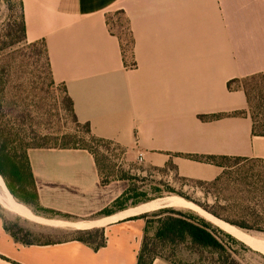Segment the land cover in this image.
<instances>
[{"label": "crops", "instance_id": "obj_1", "mask_svg": "<svg viewBox=\"0 0 264 264\" xmlns=\"http://www.w3.org/2000/svg\"><path fill=\"white\" fill-rule=\"evenodd\" d=\"M21 2L27 40L45 41L53 79L95 136L142 155L145 165L172 162L194 180L212 181L223 167L193 156L264 159L242 82L264 78V0ZM28 155L41 205L76 219L37 216L61 227H102L107 242L97 249L74 238L23 244L0 218V264L138 263L145 220L120 216L129 208L97 216L121 192L103 185L89 149L30 148ZM97 220L106 223L75 226ZM152 264L171 263L157 257Z\"/></svg>", "mask_w": 264, "mask_h": 264}, {"label": "rangeland", "instance_id": "obj_2", "mask_svg": "<svg viewBox=\"0 0 264 264\" xmlns=\"http://www.w3.org/2000/svg\"><path fill=\"white\" fill-rule=\"evenodd\" d=\"M21 14V0H0V42L11 43L16 40ZM119 18L125 49L131 51L132 40L127 23L122 15ZM42 50L41 44H13L1 56L4 60L0 62V130L12 129L13 138L27 137L32 146L88 147L96 157L101 182L105 180L103 185L113 183L116 193L121 192L119 196L130 188L137 190V198H148L150 201L171 195L182 197V194L191 200L182 198L205 212L207 211L199 204L212 205L217 200L223 202L241 197L240 190L243 185L236 183L243 181L246 175L250 181L264 184V161L239 162L236 158L220 159V162L232 168L228 169L230 173L226 181L213 185L179 176L171 165H145L142 155L129 154L107 139L90 138L86 134L85 124L75 121L64 86L52 80ZM243 83L250 91V111L256 116L258 123L263 124L264 99L260 81L247 79ZM132 201L131 198L126 202L129 204L128 208L135 207L131 205ZM0 205L3 207V217L0 218L6 220L10 226L29 231L31 234L28 238L33 241H61L78 236L77 229L39 223L6 209L1 202ZM192 209L204 216L201 211ZM155 228L156 225L151 224L148 234L152 238V246L157 247L158 252L161 245L154 240ZM248 234L264 239L263 233ZM253 249L255 252L242 253L243 260L247 264H264V252Z\"/></svg>", "mask_w": 264, "mask_h": 264}, {"label": "trees", "instance_id": "obj_3", "mask_svg": "<svg viewBox=\"0 0 264 264\" xmlns=\"http://www.w3.org/2000/svg\"><path fill=\"white\" fill-rule=\"evenodd\" d=\"M13 44H21L25 46L41 44L43 46L42 53L48 62L50 75L55 82L51 72L46 43L44 40L33 42L27 40L23 12L21 14V20L19 21V32L16 35V40H12L11 43L5 41L0 42V62L4 60V58L1 57L4 51L8 46ZM247 79H259L262 89V98L264 99V78L261 75H255ZM231 85L232 82H229V87H232ZM243 86L249 97V113L253 120V134L264 135V123H258L256 116L250 111L252 108L250 91L244 83ZM66 95L71 104L75 121L80 122L75 114L72 99L68 96L67 92ZM241 113L242 112H236V114ZM217 116L218 115H203L202 118L209 119ZM84 124L86 126V134L90 138L106 140L95 136L89 123ZM30 148L49 147L32 146L29 143V140H27V137L13 138V132L10 128L6 129V131L0 130V175L3 177L9 191L18 202L27 205L36 215L48 218L73 219L74 217L70 214L45 208L41 205L28 155ZM60 148H87L90 150L88 147H73L67 145L61 146ZM193 157L197 160L215 163L223 167L222 173L214 180L197 181L219 185L228 179L227 177L230 173L228 169H231L232 167L226 166L219 160L231 157L205 155ZM236 159L239 160V162L250 160L264 161V159H248L240 157H237ZM167 165H171L177 170V167L172 162ZM246 176L247 177L242 179L243 181L236 183L238 185H243V188L240 190L242 194L241 197L234 200L226 199L223 202L217 200L212 205H199L208 213L247 233L257 232L264 234V184L262 185L260 182L259 184L252 182L249 180L248 175ZM104 181L105 180H103L102 183H104ZM136 191L135 188L127 189L112 203L110 207L101 210L98 213V216L110 215L127 209L129 204L126 202L131 198L133 199L131 203L132 206H137L143 202L150 201L148 198H137ZM132 194H134V196H131ZM249 194L251 196L248 197ZM180 195L187 200H191L185 195ZM2 211L3 207L0 205L1 218L3 217L1 214ZM134 218H143L146 221L143 242L137 264H152L153 260L157 257L163 258L171 264H247L243 260L242 253L255 252L253 247L246 242L221 228L192 208L178 209L177 207L166 206L136 215ZM151 224L156 225L153 236L154 240L161 245V250L158 252L156 250L157 247L152 246V238L148 234V227ZM4 227L15 240L23 244L56 242L33 241L28 238V235L31 234L29 231H25L19 227L10 226L6 220L4 221ZM76 233L78 236L74 239L90 244L96 249L104 246L107 242L105 229L102 227L77 229Z\"/></svg>", "mask_w": 264, "mask_h": 264}, {"label": "bare ground", "instance_id": "obj_4", "mask_svg": "<svg viewBox=\"0 0 264 264\" xmlns=\"http://www.w3.org/2000/svg\"><path fill=\"white\" fill-rule=\"evenodd\" d=\"M0 202L7 209H9L13 212H16V213H18V214H20L26 218L34 220L36 222L47 224V225H57V224L59 225V224H61V222H56V221L44 219V218H41V217L33 214L24 204L18 202L13 197L11 192L9 191V189L6 186V183H5V181L1 175H0ZM163 205L171 206V207L185 206V207L195 208V209L201 211L205 217H207L209 220H211L212 222H214L218 226L222 227L223 229L230 232L231 234H233L237 238L246 242L251 247L264 252V239L257 238L255 236L250 235L247 232L237 228L236 226H233V225L228 224L222 220H219V219L215 218L214 216H212L211 214H209L208 212L201 210L199 207L192 204L191 202L185 200L184 198H182L180 196H176V195L158 198V199H155L152 201L142 203L138 206L131 207L128 210L124 211L120 216H130V215H134V214H140V213H144V212L153 211L155 209L160 208ZM114 218H117V217L114 216ZM119 218H121V217H119ZM102 220H100V221L97 220L95 222H89V223H78L75 226L85 228V227H91L94 225H101L105 222Z\"/></svg>", "mask_w": 264, "mask_h": 264}, {"label": "water", "instance_id": "obj_5", "mask_svg": "<svg viewBox=\"0 0 264 264\" xmlns=\"http://www.w3.org/2000/svg\"><path fill=\"white\" fill-rule=\"evenodd\" d=\"M162 207H166V205H163V206H161L160 208H162ZM210 214V213H209ZM212 215V214H211ZM212 216H214V215H212ZM215 217V216H214ZM215 218H217V217H215ZM217 219H219V218H217ZM219 220H221V219H219ZM211 221V220H210ZM229 224V223H228ZM234 226V225H233ZM222 228V227H221Z\"/></svg>", "mask_w": 264, "mask_h": 264}]
</instances>
